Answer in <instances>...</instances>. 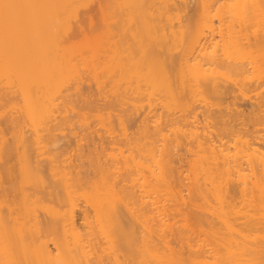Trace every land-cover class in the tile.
<instances>
[{
    "label": "bare ground",
    "instance_id": "1",
    "mask_svg": "<svg viewBox=\"0 0 264 264\" xmlns=\"http://www.w3.org/2000/svg\"><path fill=\"white\" fill-rule=\"evenodd\" d=\"M93 10L102 33L124 34L112 54L91 37ZM99 49L109 53L102 59ZM106 74L119 78V106L149 111L131 138L119 116L125 139L90 150L91 171L80 176L66 150L44 157L45 147L72 122L68 91L86 78L101 93ZM156 93L169 99L163 114L154 111ZM237 94L255 99L247 120ZM5 115L0 264H264V0H0ZM182 146L193 207L173 165ZM187 204L200 211L175 228L181 220L170 213ZM174 230L186 253L172 246Z\"/></svg>",
    "mask_w": 264,
    "mask_h": 264
},
{
    "label": "rangeland",
    "instance_id": "2",
    "mask_svg": "<svg viewBox=\"0 0 264 264\" xmlns=\"http://www.w3.org/2000/svg\"><path fill=\"white\" fill-rule=\"evenodd\" d=\"M188 1L190 2L191 0H188ZM92 12H93L92 16H95L94 17V26H95L94 28H95L96 33H94V35H91V37L92 38H98V39L101 38L103 41V44H104V47L102 46V48H106V51L110 52L111 48H114V46H115L114 42H119L120 40H122V37H124V34L121 33V34H116L115 36H109L105 33H102L101 32L103 29L102 18L100 17L99 13L97 14V12L95 10H93ZM108 22L112 23L113 21L109 20ZM127 38L129 40V42L133 39L132 35H128ZM79 39H82V37H80ZM123 47H125V45ZM100 50L101 49H99V51ZM106 51L101 50L99 57H101L103 59V57H105V56H103V55L101 56V54H104V52H106ZM109 52H106V53H109ZM106 53H105V55H107ZM112 53L113 52H110V54H112ZM108 76H109V74H106L104 76L105 82L100 85L102 90H103V92H101V93L98 91V85H96L94 80H91V79L85 80L86 79L85 77H84L85 79H83V81H82L83 84L82 85L80 84L78 91L77 90L68 91V93H67L68 98H71V96H72V98L75 100L74 105L76 106V108L74 109L75 113L72 111L73 113L70 114L72 122L63 126L65 129L62 133H61V131L56 132V133H58L57 135H59V132H60V134H63L62 136L59 135L60 137H59V140L57 141V143H55L54 145H46V147H45L46 154L44 155V157H47L49 151L52 152V154H55V153H59L63 150H66L64 158L70 157V159L72 161H74L75 164L80 165L79 167L76 168L77 171L80 172V176H84L87 171H89V172L91 171L90 167L88 166V155H89L90 150H93L95 147L101 148L104 145H107L106 139H107V137H110V136L115 137L116 140L117 139L118 140H121V139L124 140L125 139V137H124L125 135H122L124 132L122 131L121 126L118 122L119 116L122 115L123 119L125 118V123H126L127 128L124 130H127L128 134L126 132L125 133L128 135V137L131 138V137H136L138 135V133L141 132L142 129H139V125L141 122L140 120H142L145 117L146 113L149 111V108H147V111H146V107H148V106H146L145 112L143 110L144 108L140 110V111L143 110L144 115L142 113L138 114V112H136V109H133V105H132L133 103L132 104L130 103L132 105V107H131V105L129 104L128 101L130 100V102H133V100H131V98L136 97V95H137L136 93H133L131 90H129L126 93L127 97H129V96L131 97L130 99H127L128 103L124 104V106L122 105V107L119 106V104H120L119 103L120 100H118L119 97L117 95H115V93H114V81L119 79V78H117V77L108 78ZM108 79L110 80V82ZM144 90H145V88H144ZM123 92H124L123 89H121L120 92H118V93L122 94ZM146 92H148V91H146ZM248 96H253V94L251 93ZM151 98L153 100H156V103L154 104V108H155L154 111L155 112L157 111V113L160 112L161 114H163L162 106L167 104L169 99L166 98L164 93H156L153 96H151ZM70 100L72 101V99H70ZM86 100L87 101L88 100L89 101L90 100L95 101L96 103L94 105H96L97 110L81 109V106L83 107L84 105H86L85 104ZM232 100H233L232 97L229 98V101H232ZM208 101L211 102L212 104L216 103V102L217 103L223 102L218 98L217 99L216 98H213V99L210 98V99H208ZM125 102H126V100H125ZM147 102L148 101L146 100V102L144 104L146 105ZM182 102H184V100L181 98L179 100V104H181ZM236 102L238 105L241 103L240 104L241 107H239V108L240 109L242 108L243 110L242 109L241 110L245 112V113L242 112V113H244V115L241 114L242 116H241L240 121L243 120L242 118L247 120V118L250 116L249 113L252 110V108L250 107V102H255V99L253 98L252 100H250V98H248V97H244L242 95L237 94ZM113 103H115L116 106H111ZM224 103H226V102L224 101ZM163 108H164V106H163ZM124 109L125 110L127 109V110L124 112ZM181 110H180V108H179V110L177 108L175 110V115L177 114L180 116ZM99 113H101V114H99ZM77 114H79V116ZM105 114L108 115L107 117H105V120L108 119V121H100V122H103L106 124H102L99 121H97V116H102V115L105 116ZM110 114L112 115L111 118H110ZM9 115H10V113H9ZM6 119H9L8 115L1 117V119H0V126L1 127L4 126L3 121ZM109 120H110V123H109L110 125L107 124L109 122ZM249 124H252V123L249 122ZM102 125L104 127L107 125L106 127L108 128V130L111 132V130L113 129L112 130L113 132L107 133L108 132L107 128H104ZM88 127H90V130L92 131V133H90V134L87 133ZM3 128L5 129V127H3ZM105 129H106V132L104 131ZM210 130L214 131L215 128L214 129L211 128ZM7 139L10 140V134L7 135ZM102 140L105 142L101 146ZM77 145L82 146V153L84 154L81 161L78 160L79 163L75 160L78 158L77 155L79 154V152L76 151V149L79 148ZM75 146H77V147H75ZM108 146H110L108 152H112V146L111 145H108ZM186 148L187 147L182 146L179 149L178 154L176 156V161H174L173 165L176 166L177 169L181 171V173L179 172V174H178V175H180V178L182 175H183L182 178L184 177L183 179L181 178L182 179L181 181L183 183L180 186V188H182V190L184 192V196H185L187 203H189L193 207V202L197 199H195V195L193 196L191 194V191L189 192L188 188H187L188 187L187 182H189L187 177H188V175L191 174V171L188 170L190 165L187 161L189 158V154L186 152ZM13 163H14V160L9 162V165H13ZM185 183H186V185H185ZM237 194H238V192L235 191V195H237ZM238 196H239V194H238ZM170 204H169V206H170ZM189 204H187L188 207L182 205L183 206V207H181L182 213L178 210H176V211L173 210L172 213H170L169 217L170 218L173 217L172 218L173 222L175 220H181V222L174 225L175 228L181 226V224L184 222L182 219H186L185 220V223H186V221L189 220V218L194 214V212L200 211V210H195V209L193 210V208H191V206H189ZM85 213H88V211L85 210V207L83 204L82 207L77 212L78 224L80 226H83L86 224L85 219H84ZM40 215H41V219H43L46 216L42 212L40 213ZM216 227H217V225H216ZM172 233H173V235H171L169 238V240L172 242V246L179 248L181 245H183V247H184L183 251L186 253V251H187L186 242L187 241H184V243L179 242L178 235L175 233V230ZM206 249H208V248L206 247Z\"/></svg>",
    "mask_w": 264,
    "mask_h": 264
}]
</instances>
